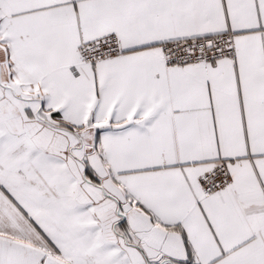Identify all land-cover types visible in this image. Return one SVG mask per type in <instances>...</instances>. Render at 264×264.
Segmentation results:
<instances>
[{"label":"snow or ice","instance_id":"obj_1","mask_svg":"<svg viewBox=\"0 0 264 264\" xmlns=\"http://www.w3.org/2000/svg\"><path fill=\"white\" fill-rule=\"evenodd\" d=\"M0 264H264V0H0Z\"/></svg>","mask_w":264,"mask_h":264}]
</instances>
